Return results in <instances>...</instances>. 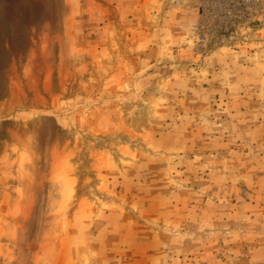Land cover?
I'll return each instance as SVG.
<instances>
[{
  "label": "rangeland",
  "instance_id": "374dc122",
  "mask_svg": "<svg viewBox=\"0 0 264 264\" xmlns=\"http://www.w3.org/2000/svg\"><path fill=\"white\" fill-rule=\"evenodd\" d=\"M199 17L0 0V264H264V4Z\"/></svg>",
  "mask_w": 264,
  "mask_h": 264
},
{
  "label": "built area",
  "instance_id": "2783aa9c",
  "mask_svg": "<svg viewBox=\"0 0 264 264\" xmlns=\"http://www.w3.org/2000/svg\"><path fill=\"white\" fill-rule=\"evenodd\" d=\"M262 1L198 0L200 17L195 28L198 42L210 45L220 36L233 33L253 12L263 7Z\"/></svg>",
  "mask_w": 264,
  "mask_h": 264
}]
</instances>
